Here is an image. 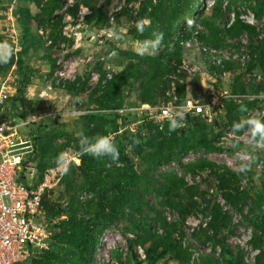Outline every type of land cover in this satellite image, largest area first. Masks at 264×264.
Listing matches in <instances>:
<instances>
[{
    "label": "trees",
    "instance_id": "trees-1",
    "mask_svg": "<svg viewBox=\"0 0 264 264\" xmlns=\"http://www.w3.org/2000/svg\"><path fill=\"white\" fill-rule=\"evenodd\" d=\"M62 1L16 0L17 21L23 26L25 37L21 46L17 49L16 60L8 67L15 65V63L16 65L22 63L25 66L23 63L25 57L31 52H37L38 48H42L45 45L39 34V29L42 25L51 22L55 11L61 7ZM222 1L219 0L213 7L211 23L201 19L208 9L204 0H128L127 5L140 3L138 9L130 10L122 7L119 13H116L117 18H120L123 14L134 18L136 21L147 20L149 24H146L145 35L141 38H155L154 33L162 32L164 34V41L161 45L163 49H160L157 55L143 56L121 51L122 56L127 57L128 61L124 68L111 79L108 77L109 72L101 71L99 83L93 93V99L95 98V104L99 111L89 117L93 122L96 121L97 127L91 129L89 127L88 132H85V134L89 139L96 136L116 134L117 139H119L124 134L118 135V123L120 121L123 128H129L140 120L142 124L138 129L141 130L139 134L133 137H129L131 132L124 134V136L128 135V144L126 146H118L120 155L117 161H112L109 158L98 160L88 155L81 156V164L75 168L82 170L84 173V182L80 188L84 189L89 197L80 199L81 193H72L68 207L69 211L59 210L47 215L46 220H50L57 214L65 213L64 215L67 219L57 225L56 228L60 233L54 234L53 241L50 244L51 248H58V253L51 250L34 264H91L104 233L114 227L117 222H123L126 219L128 221L127 226L120 230L125 235L128 233L138 234L137 240L128 238L127 241L128 251L133 254V258L136 261L138 257L135 254L134 247L140 245L144 248L147 256L146 260L150 264H158L163 260L165 261V259L167 261H175L178 264H191L193 253L190 247L182 243L184 233L178 229L177 224L169 223L166 218H163V213L156 215V219H151L148 214L149 203L146 198L151 194L161 198L163 207L166 206L177 211L181 219L185 220L192 212L199 210V205L194 201V198L204 193L201 192L199 184L186 188L185 178L180 177L177 172L196 174L206 170L217 177L219 189L223 193L222 198L235 211L242 213L245 204L249 202L250 216H245V219L254 228L250 244L258 251L252 257V262L253 264H264V211L260 210L257 212L258 209L264 206V191L256 195L252 194V191L240 189L238 184L240 175L212 162L205 156L195 162L181 164L180 171L174 170L172 173L165 174L159 181L152 178L151 173L154 169L174 161L178 162L182 157L192 152L196 154L204 151L206 155L222 153L223 148L216 144L223 132L221 130L215 132L213 127L214 125H219L218 120L214 124L209 125L202 117H194L191 120L195 124L200 123L196 125L195 129L190 130L189 124L185 129L169 132V121L165 122L162 129H160L159 126L153 125L154 123L149 121L147 117L138 119L136 115L128 113L122 116L117 112L124 107L123 89L133 84L137 86L140 92V101L143 104L156 106L158 104L157 101L162 97L163 105H167L173 100V97H167V93L173 90L172 83L176 85L174 86L176 88L174 94L179 99L178 103L181 104L186 99V86L178 80L172 81L170 79V76H176L179 80L185 79V76L179 73L183 50L181 43L191 39L195 33V28H188L189 20H182L186 17H194L192 23L202 24L206 28L208 35H201L200 40L204 38L202 42L209 47L222 48L221 46L224 42L223 36L221 37L222 34L231 39L246 34L249 40L250 60L243 75L246 76L254 72L257 67H260L264 74V38L259 40L261 32H258L252 25L245 23L240 17L241 12L236 13L235 22L230 27L226 28L224 32L220 31L215 23L217 20H222L226 17L224 11H231V6L223 11L221 8ZM244 1L249 3L251 10L255 13V18L262 19L264 0ZM83 2L87 7L93 9V13L87 17L88 24H93L96 21H102L103 23L108 21L104 8L100 7L97 9L96 5L91 3L92 0ZM200 3H202L203 7L200 12H196V8ZM32 4L42 11L43 16L39 17L32 14ZM79 5L77 3L75 8L70 10V13L76 15ZM196 14L197 16L195 17ZM58 25H62V18H59L56 25H54V31ZM51 40L52 45H54L62 39L60 34H53ZM47 52L49 53L50 67L54 70L57 59L51 58L52 47H49ZM8 67L0 64V72ZM228 67L233 70V73L236 72V69L238 70L234 64H229ZM18 73H25V67L19 66ZM87 83L88 79L82 83L80 88L72 85L69 89L72 91H84ZM244 88L232 85V92L234 94H244L246 92ZM251 88L253 95L264 93V82L259 85H255L252 82ZM258 101L257 98H252V100L245 101L239 105L233 101L226 102L225 107L228 108V113L223 129L226 130L230 126L238 134H241L243 130L235 128L234 125L240 122L241 116L255 109ZM241 107H244L246 111H241ZM107 114H112L114 117L108 120L106 118ZM103 122L108 124L107 129L103 130V128H100ZM146 131H149L150 138L143 134ZM63 135L65 133L57 134L51 140L52 144ZM33 139L35 145L39 146V149L41 148V160L36 165L37 170L42 173L39 179L40 182L42 181V175L47 168L49 169L51 164L43 160L45 145L42 132L39 129L33 132ZM72 139L76 140L74 137ZM128 147L132 148L133 153H127ZM148 150L152 151V153H148ZM136 159L139 160L140 164L138 171L135 169L134 161ZM51 163L53 167H56L55 161ZM145 163H148L149 166L146 167ZM73 168L74 165H72L71 170ZM251 170L247 175H244L248 180L250 176L254 175L253 168ZM63 182L68 185L69 190H74L68 175H65ZM80 213H83L82 217H78ZM205 216L206 219L211 218L207 222L209 229L202 227L203 229L201 228L195 233V238L203 243L202 239L205 236L203 244L210 242L214 248L220 246L223 253L217 259L209 255L202 256L198 264H246L244 253L238 251L235 254L233 248H230L226 243L227 234L233 232L231 230L232 219L224 211L220 203H215L210 213H206ZM150 219L154 224L162 221L159 223L164 229L163 235L154 233L151 225L148 224ZM210 231L212 234H210ZM178 232L180 233L179 235ZM123 254V251H114V260L117 262L121 261ZM137 264H143V262L139 260Z\"/></svg>",
    "mask_w": 264,
    "mask_h": 264
},
{
    "label": "rangeland",
    "instance_id": "rangeland-1",
    "mask_svg": "<svg viewBox=\"0 0 264 264\" xmlns=\"http://www.w3.org/2000/svg\"><path fill=\"white\" fill-rule=\"evenodd\" d=\"M83 1L85 0H63L61 2V7L55 11L51 22L42 25L39 29V34L45 45L42 48H38L37 52H31V54H28V56L25 57L23 62L25 66H23L22 63L17 64L15 71L12 72V67H8L7 65L6 67L8 68L0 72V83H2L11 73L13 75L12 80H14V82H12L14 90L10 94L13 96H11V98L3 106V117L8 121H15L16 118L21 117L17 122L21 123V127L25 124L22 129L21 127L19 128L21 129V135H23L22 142L24 145L29 144L27 141L34 140L33 132L36 129H39V131L42 132L43 142L45 145L43 160L44 162L51 164L49 168L53 167L51 162L55 161L56 157L61 152L67 150L69 153L77 155L80 135L83 134L86 136L85 132H88L89 127L90 129L97 127L96 121L93 122L92 119H89V117L99 111L97 105L95 104V98L93 99V93L99 83L101 71L109 72L108 77L110 79L115 77L128 63L127 57H123V54L120 53L121 51L139 55L137 50L141 46V42L154 39L150 37L141 38L145 35V32L141 34L137 31V21L134 18L124 16L123 14L120 18H117L116 16V13H119L122 7L124 9L128 8L130 10H137L140 3H131L130 5H127L128 0H92L91 3H94L97 9L100 7L104 8L108 21L105 23L102 21H96L93 24H88L87 17L93 13V9L91 7H87ZM216 2L218 3L219 0H204L208 9L202 16V21L208 23L212 22L211 12ZM77 3L80 4L78 12L76 15H73L70 13V10L74 9ZM222 3L221 8L223 11L230 6L231 11H224L226 17L222 20H217L215 23L216 27L219 28L220 31L224 32V30L228 28L229 20L232 18V14L234 12H241L242 18L249 21L250 24H253L252 26L255 27L258 32H261L259 40L264 38V13L262 19H257L255 17L252 19V16H254L255 13L251 10L249 3H246L244 0H223ZM11 4L14 3L10 1V5L7 3V5L5 4L4 6H0V43L7 42L11 46L13 52H17V49L21 46L22 40L25 37V31L23 26L17 21L16 7H13L11 10V7L15 5ZM202 7L203 5L200 3V5L196 8V12H200ZM31 12L34 16H43L42 11L34 4L31 5ZM196 16L197 14L195 17ZM59 18H62V25L55 27L54 31V25H56ZM193 19L194 17H186L182 20L192 21ZM148 24L149 23H147V25ZM188 28H195V31L201 28L199 36H205V34L208 35V31L202 24L191 23L188 24ZM53 34H60L62 39L54 45L51 43V37ZM246 36V34L243 35V38L246 39ZM221 37L224 39L223 45L221 46L222 48L216 49H222L233 53L231 51L232 47L236 49L235 52H238L241 55V50L238 47L231 46V38L225 37L224 34H222ZM240 39V37H237L232 40H235V43H238V40ZM199 41H204V38H201ZM49 47H52L53 49L51 58L57 59L56 68L54 70L51 69L50 58H48L49 53L47 52V49ZM160 49H163L162 46ZM245 50L249 51V48L246 47ZM113 52H115L116 55H110ZM186 54L187 53H184L182 50L181 63L184 57H186ZM193 56L191 57L193 64L197 66V68H201L199 61L201 56L195 54H193ZM19 66L25 67V73H18ZM228 69L230 70L229 67ZM202 71L203 69L201 68L200 72H197L190 82H183L186 86V90H188L186 97L188 96L191 99L203 101L210 96V93L213 89H216L217 85L221 86L220 89L222 91L224 88L227 89L230 87V85H238L239 87H245L244 89L246 92L244 94L249 93L250 95H253L251 93L253 91L251 83L253 82L255 85H259L261 82H264V74L260 67H257L254 72H251L246 76L243 75L244 72L236 69V72L233 74L234 78L231 81H219V83H217L216 79L212 77L211 69L207 72ZM87 79L88 83L84 91H72L69 89L72 85H76L77 88H80L82 83ZM170 79L172 81L176 80V76H170ZM171 85L173 90L167 93V97L176 96L174 94L176 90L174 86L176 85L174 83ZM43 93H46L45 97L41 96ZM139 95L140 92L135 84L123 89L122 96L124 98V107L122 109L123 112L119 113V115L125 116L130 113L134 116L136 115L138 118V111L143 104L140 101ZM261 95L262 97L258 101L257 107L248 112L246 115L241 116L240 121L251 116L258 117L262 121L264 120V93H261ZM162 100L163 99L161 97L157 101L158 104L154 105H163L164 103ZM227 110L228 108L224 107L222 112L219 114V125L213 126L215 132L220 130L225 131V129H223V124L227 121ZM113 117L114 116L112 114L106 115L108 120H111ZM191 121L192 120L190 119L187 123V126L190 124V130L195 129L197 127L196 125L200 124L199 122L195 124ZM153 125H157L160 129H162L164 124L161 125L154 123ZM107 126L108 124L103 122L100 128H103L104 130L107 129ZM118 126V135L131 132V136L129 137L139 134L141 130L137 129L136 132H132L130 128H123L121 121L118 123ZM32 127H34V129H32ZM59 133H65V135L57 138V140H55L52 144L51 140ZM245 133H248V131ZM124 134L119 139H117L116 134L109 135H111L117 146H126L128 144V135L124 136ZM143 134L145 136H149L150 138L149 131H146ZM72 137L76 138V140L72 139ZM220 138L216 145H220ZM33 146L35 151L26 157V162L29 165L36 166L41 160V148L39 149V146H36L34 142ZM247 150H249L250 155L257 156L258 154L256 151V145H249V149ZM128 152L129 154L133 153L131 147L127 148V153ZM148 153L151 154L152 151L148 150ZM261 157L264 159V151L261 152L260 157L258 156V158ZM222 159L224 158L217 157L215 160L221 163ZM260 160L261 159H259V161ZM134 163L136 165L135 169L138 171L140 165L139 160L136 159ZM72 165H74V168L72 170L70 169L69 173L66 175H68L74 190H69L68 185L62 181L59 186L54 188L52 191H49L44 197V216L42 218L47 217L49 213L52 214L54 212H58L59 210L69 211L68 207L71 201L72 193H81L80 199L89 197L85 190L80 188L85 178L83 171L75 168L80 165L75 163ZM145 165L146 167L149 166L148 163H145ZM221 165L223 164L221 163ZM160 167L154 169L151 173L152 178L157 181H159L163 175L174 172L172 169L162 171ZM177 173L180 177L185 178L186 188L192 187L196 184L198 181V176L196 174H199L201 181L198 182V184L201 186V192L204 193L197 195L194 198V201H196L199 205V210H196L188 215L185 221L181 219V216L177 211L166 206L163 207L161 204V198L155 197L151 194L146 198L149 203L148 214L150 218L154 219L156 215L163 213V218H166L169 222L177 224L178 229L184 233V244L190 247L192 253L194 254V264H198L200 262V257L205 255L212 256L216 259L220 258L223 253L222 247L216 246L214 248L210 242H205V244H203L205 236L202 239L203 243L198 241L194 235H192V227L187 226V223L195 225L197 223L200 224L203 221H206V223L209 222L211 218L206 219L205 214L210 213L211 208L215 203H220L224 211L227 212L232 219L231 230L233 232L227 234V245L230 248H233L235 254L238 251H242L245 256L244 261L246 264H253V262H251L249 252L252 253L250 240L253 236L254 228L250 226L247 219H245V216H250L249 202L245 204L242 213L235 211L222 198L223 193L219 189V180L210 171L206 170L196 174H184L183 172ZM253 173L254 175L250 176L249 180L247 177L244 178V173L238 174L241 176L239 177L238 184L240 185V189L252 191V194L257 195L261 191H264V173H261V170L256 169H253ZM189 175H191L192 178H188ZM19 182L25 183L23 172H20L19 174ZM260 210L263 212L264 206L258 209L257 212ZM64 214L65 213H60L55 217L53 216L50 220H46L48 223V238L45 241V248L43 250L36 251L35 255L23 264H34L35 262L41 260V257L51 250L58 253V248H51L50 244L53 241L54 234L60 233V231L56 228L57 225L67 219ZM82 214L83 213H80L78 217H82ZM151 219L148 220V224L153 225L154 222L151 221ZM40 221L41 220L38 219L36 222L39 223ZM127 223V219L123 222L119 221L114 227L108 229L104 233L96 256L92 260L91 264H137V261L139 260L142 261L143 264H150L146 260L147 258L144 257L143 250H138V246H135L134 248L135 254L138 257L137 261L133 258V254L128 251L126 237L120 230L124 229V227L127 226ZM205 226L206 225L203 227ZM160 227V225H156L155 230L158 231L159 234H162L163 230H160ZM206 229H209V225L206 226ZM210 234H212L211 231ZM111 249L119 252L123 251L124 254L121 261L117 262L114 260L113 252H110ZM158 264L178 263L171 260L167 261L165 259V261L163 260Z\"/></svg>",
    "mask_w": 264,
    "mask_h": 264
},
{
    "label": "built area",
    "instance_id": "built-area-1",
    "mask_svg": "<svg viewBox=\"0 0 264 264\" xmlns=\"http://www.w3.org/2000/svg\"><path fill=\"white\" fill-rule=\"evenodd\" d=\"M240 17L245 23L250 24L249 21L242 18V15ZM254 17L252 16V19ZM235 18L236 13L234 12L232 18L229 20L228 27L235 22ZM200 30L201 28L196 30L191 39L181 43L184 53L187 54L181 63L179 73L184 75L185 79L179 80L176 77V80L180 81V83L184 81V83H188L202 68V72H207L211 69L212 77L216 79L217 83L219 81H231L234 78V73L233 70L228 69L227 66L229 64H234L241 72L246 71V66L250 60L249 51L245 50L246 47L249 48L247 36L246 39L241 36L238 43H235V40H230L231 46L238 47L241 50L240 55L238 52H235V48L231 47L234 55L231 52L204 45L203 42L199 41ZM193 54L201 56L199 60L201 68H197L193 64L191 58ZM7 84L8 82H4L1 86L0 106L7 98V90H9ZM220 87L217 85L216 89H213L210 93V96L203 101L194 100L187 96L182 101L183 103L179 104L178 97L174 96L173 100L167 105H142L138 111V117H147L149 121L164 124L169 121L170 116L175 115L176 109L187 106L191 102L192 106L186 113L185 126L182 129L187 127L188 120L199 116L209 125H212L218 120L217 118L224 109L226 102L233 101L239 105L245 101L252 100V98L260 100L262 97L261 94H234L232 92V85L227 89L224 88L223 91ZM141 124L142 122L138 120L129 128L132 132H136ZM246 131L248 133H245ZM252 144L256 145L251 140V131L248 128H244V132L238 135L235 129L228 127L220 139V146L223 147L222 153L206 155L204 151L196 154L192 152L182 157L180 161L163 165L160 169L162 171L170 169L180 171L181 164L195 162L205 156L212 162L222 163L235 170H241V165L247 164L250 167L245 172L253 168L261 170L264 173L263 161H259L260 158L258 156L250 155L247 151L249 145L252 146ZM261 150H264V148L256 145V151ZM32 152L33 147L31 145H24L21 141L17 127L4 121L0 109V264L27 262L35 255L36 251L45 248V241L48 238L47 223L43 221L37 223L36 221L44 214V196L59 186L65 174L57 171V168L49 169L46 171L43 180L37 183V170L26 162V157ZM245 152L251 156L250 160H241L239 158ZM217 157L224 159L219 163L215 160ZM20 172H23L25 183L19 182ZM197 176V182H200L201 178L199 175ZM188 178H192V176L189 175Z\"/></svg>",
    "mask_w": 264,
    "mask_h": 264
},
{
    "label": "clouds",
    "instance_id": "clouds-1",
    "mask_svg": "<svg viewBox=\"0 0 264 264\" xmlns=\"http://www.w3.org/2000/svg\"><path fill=\"white\" fill-rule=\"evenodd\" d=\"M147 23L148 22L144 21V20L137 21V23H136L137 31L140 32L141 34H143V32L145 31V26H146ZM188 23L191 24L192 21H189ZM153 35L155 37L154 39L145 40V41L141 42V46L137 50L139 55L143 56L145 54H149V55H157L158 54L159 49H160V47H161V45H162V43L164 41V34L162 32H158V33H154ZM12 55H15V59L13 60V61H15L16 60V52H13L11 46L7 42L0 43V64L3 65V64L9 63L11 61ZM110 55L114 56V55H116V53L113 52ZM13 61H11V63ZM10 64H8V66ZM3 66L6 67L7 65H3ZM11 67H12V72H14L15 69H16V63H15V65H12ZM12 77H13V75L11 73L2 83H0V90H1V86H2V84L4 82H8L7 86L9 87V90H7V92H8L7 93V98L4 100V102L0 106L1 116L4 119L5 122H7L8 124H10V125H12L14 127H17L18 134L21 137V141H22V136L23 135H21V129H22V127L25 124L21 127V123L17 122L21 117L16 118L15 121H8L6 118L3 117V114H2L4 104L11 98V96H13V95H10L12 93V91L14 90V86H12V82H14V80H12ZM45 95H46V93H43L41 96L45 97ZM142 105H150V104H142ZM191 106H192V104H191V102H189L187 106H182V107L176 109L175 110V115L169 117V132L177 131L178 129H182L185 126L186 113L191 108ZM197 110L199 111V109H197ZM121 111H123V110H119L117 112L121 113ZM241 111H246V109L244 107H241ZM138 119H139V117H138ZM20 127H21V129H19ZM228 127H230V126H228ZM228 127H227V129H228ZM234 127L237 128V129H242L243 130L242 133L244 132V128L245 129L248 128L251 131V140L254 141L255 144L258 147L264 148V121H262L260 118L255 117V116H251L249 118L242 119L238 124L234 125ZM222 132L224 133V131H222ZM241 134H238V135H241ZM222 135H221V137H222ZM30 141H27V143H29L27 145H31L33 147V152L32 153H34L35 150H34V146H33V141L32 140H30ZM247 151L249 152V150H247ZM262 151H264V150L258 151L257 156L260 157ZM84 155L91 156V157H93L95 159H98V160L99 159H104V158H109L112 161H117L119 159V155L120 154H119L118 146L114 143L113 138L111 137V135L96 136V137H94L92 139H89L88 137H86L83 134H81L80 135V139H79V152L77 153V155L73 154V153H69V151H67V150L64 151V152H61L56 157V160H55L56 167H52V168H49V169L57 168V171H59L62 174L66 175V174L69 173L73 163H75L77 165L81 164L80 156H84ZM262 157L260 158L261 161H263ZM239 158L241 160H250L251 156L247 152H245ZM263 163H264V161H263ZM219 165H221V164H219ZM32 166H34V165H32ZM221 166L225 167V169H228V170H230V171H232V172H234L236 174L244 173L245 175H247V173L251 170L250 169L248 172L247 171L245 172V170H248V168L250 167L247 164H242L241 165V170H235L233 168H229L226 165H221ZM34 167L37 170L36 166H34ZM49 169H47V170H49ZM37 173H38L37 183H40L41 181L39 182V179H40L41 173L38 170H37ZM45 173L42 175V180L44 178ZM261 173H263V172H261ZM65 175H64V177H65ZM196 175H199V174H196ZM245 177L246 176H244V178ZM63 178H62V181H63ZM196 184H198V182H196ZM43 205H44V200H43ZM43 216H44V214L39 219L41 221H43V222H46V217L42 218ZM42 219H44V220H42ZM155 219H156V217H155ZM185 221H186V219H185ZM159 222L156 223V224L151 225V229L154 231V233L156 235H163L164 234V229L162 227H160V230H163L162 234H159L158 231L155 230V226L156 225H160ZM169 223H172V222H169ZM204 225L207 226L206 221H203L200 224L197 223L195 225H192L191 223L190 224L187 223V226H191L192 227V235H194V237H195V233L198 232L199 229H201ZM206 226L203 227V228H206ZM179 234L180 233L178 232V235ZM124 236L126 237L127 245H128V242H127L128 238L133 239V240H137L138 239V234L137 233H128L126 235L124 234ZM184 239H185V236L183 238V242H182L183 244H184ZM251 240H252V238H251ZM136 246H138V250L139 251L143 250L144 254L143 253L142 254L144 255L145 258H147L144 248L142 246H140V245H136ZM250 246L252 248V253H253V255H252V253L249 252V255L251 256V262H252V257H254L255 254H257L258 251L255 250L252 247L251 244H250ZM114 251H116V250L111 249L110 252L112 253ZM193 256H194V254H193ZM194 261H195V258L192 257L191 264H194Z\"/></svg>",
    "mask_w": 264,
    "mask_h": 264
},
{
    "label": "crops",
    "instance_id": "crops-1",
    "mask_svg": "<svg viewBox=\"0 0 264 264\" xmlns=\"http://www.w3.org/2000/svg\"><path fill=\"white\" fill-rule=\"evenodd\" d=\"M10 1L12 2V3H14V4H11V5H15V6H12L11 7V10L13 9V7H16V0H4V1H0V6H4L5 4L7 5V3H8V5H10Z\"/></svg>",
    "mask_w": 264,
    "mask_h": 264
},
{
    "label": "water",
    "instance_id": "water-1",
    "mask_svg": "<svg viewBox=\"0 0 264 264\" xmlns=\"http://www.w3.org/2000/svg\"><path fill=\"white\" fill-rule=\"evenodd\" d=\"M14 59H15V55H12L11 61H13ZM11 61H10L9 63H7V64H3V65H8V64L11 63Z\"/></svg>",
    "mask_w": 264,
    "mask_h": 264
}]
</instances>
